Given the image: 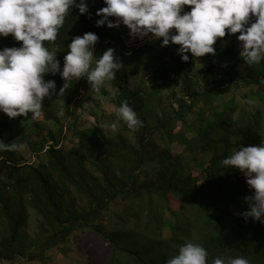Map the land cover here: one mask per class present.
I'll return each mask as SVG.
<instances>
[{
  "label": "trees",
  "instance_id": "obj_1",
  "mask_svg": "<svg viewBox=\"0 0 264 264\" xmlns=\"http://www.w3.org/2000/svg\"><path fill=\"white\" fill-rule=\"evenodd\" d=\"M85 2L89 12L80 14L74 6L56 41H45V47L56 49L62 70L67 45L93 32L94 56L113 48L124 67L99 94H90V110L80 100L83 89L90 93L86 76L60 96L64 81L49 73L45 79L55 80L56 89L45 98L39 119L31 114L10 119L0 112V140L27 144L23 152H0V261L46 263L45 253L62 244L67 252L69 239L87 232L110 244L109 264H165L188 240L207 250V264L226 256L264 264V223L242 215L250 210L245 197L254 190L243 172L221 163L239 146L264 139V61L247 65L236 33L217 38L215 55L188 52L185 62L180 46H164L163 38L131 35L122 23L97 26L101 17L95 13L106 6L104 0ZM149 72L152 81L146 82ZM243 87L257 91L238 100ZM249 98L257 104L246 103ZM105 100L114 109L126 100L142 126L132 131L116 111L99 113ZM61 105L63 116L57 115ZM73 118L69 136L67 122ZM105 122L119 131L100 127ZM175 144L184 151L173 152ZM192 160L205 166L189 165ZM104 223H111L108 231Z\"/></svg>",
  "mask_w": 264,
  "mask_h": 264
},
{
  "label": "clouds",
  "instance_id": "obj_2",
  "mask_svg": "<svg viewBox=\"0 0 264 264\" xmlns=\"http://www.w3.org/2000/svg\"><path fill=\"white\" fill-rule=\"evenodd\" d=\"M104 3L106 6L95 13L101 17L96 20L97 26L112 28L122 23L131 35L143 38L151 34L148 40L151 36L163 38L164 46L170 42L180 46L178 53L185 62L189 60L188 52L194 57L215 55L213 45L217 38L236 33L242 46L239 55L247 65L264 61V0H104ZM74 6L80 14L89 12L85 0H0V44L6 46L0 49V112L10 119L31 114L36 120L42 116L45 98H50V90L56 89V81L46 80V74H60L64 81L60 96L72 87L73 80L84 76L90 94H99L105 83L112 81L124 67L114 57L113 48L96 58L93 46L98 36L85 32L67 45L61 70L56 49L49 50L44 44L56 41L58 30ZM185 6L190 7L185 10ZM131 39L137 41L134 36ZM246 103L252 105L256 101L249 98ZM115 111L130 130L142 126L137 111L126 100ZM57 115H64L63 105ZM100 127L114 131L116 124L105 122ZM26 147V142L6 144L0 140V152H23ZM221 163L225 168L243 172L247 185L254 190L245 197L250 210L242 213L244 218L264 223V139L256 145L239 146ZM207 256L201 244L188 240L165 264H207ZM212 264H251V261L243 256H226L214 258Z\"/></svg>",
  "mask_w": 264,
  "mask_h": 264
},
{
  "label": "rangeland",
  "instance_id": "obj_3",
  "mask_svg": "<svg viewBox=\"0 0 264 264\" xmlns=\"http://www.w3.org/2000/svg\"><path fill=\"white\" fill-rule=\"evenodd\" d=\"M169 51L170 48H168L165 51L166 59L165 62H170L169 59ZM197 64V67L195 69V72L200 68L201 63ZM146 82L152 81V73L149 72L145 77ZM252 91L256 92L257 88H250V87H243L242 90L236 95V98L238 100H241V98L245 94H250ZM179 92V89H177V93ZM81 98L80 100L83 102V105L85 108H88L89 110L91 109V101H90V93L88 91H85L84 89L82 90L81 93ZM257 104V103H256ZM255 104H252L254 106ZM175 108H177V105H175ZM93 107V104H92ZM95 110V108H93ZM99 113H107L108 115H111L113 112H115V109L113 105L105 100L103 101L102 106L97 110ZM88 116V114H86ZM89 117V116H88ZM90 119V117H89ZM74 121L75 118L71 119L70 121L67 122V127L70 129L68 130L69 136H71L74 128ZM52 126V123L47 124V126ZM78 126L81 128L83 127L82 124L78 123ZM178 127H181V124H178ZM49 128V127H46ZM178 128V130H179ZM119 127L116 125L115 131H119ZM33 136L34 140L40 141V132L38 130H33ZM184 151V146H181L179 144H175L173 147V152L175 153H182ZM187 158H190L188 154ZM200 160L206 161V158L200 157ZM193 160L189 162V165H192L194 167H203L205 166V162L201 164H194ZM157 171V170H156ZM154 172V171H153ZM193 176H198L197 172L195 171L193 173ZM141 178H144V175H141ZM178 207V206H177ZM118 209L122 208L121 205L117 207ZM170 215H168L169 217ZM114 223V221H113ZM106 226V231L109 230L111 227V223H104ZM130 228L135 229L136 223H132L128 225ZM34 228V225H33ZM169 235V232H165V237ZM71 242V243H70ZM68 248L69 250L67 252L64 251L67 247H65V244L60 245L59 247L55 248L52 251H49L45 253V256L48 258L46 263H42L39 259L34 260V261H29V260H24L21 259L20 257L16 258L14 262H8V261H0V264H109V256L111 254L112 248L108 242L102 241L101 238L96 236L95 234L83 232V233H77L75 236H72L69 239ZM34 251V250H33ZM40 250H36L35 252H39Z\"/></svg>",
  "mask_w": 264,
  "mask_h": 264
},
{
  "label": "bare ground",
  "instance_id": "obj_4",
  "mask_svg": "<svg viewBox=\"0 0 264 264\" xmlns=\"http://www.w3.org/2000/svg\"><path fill=\"white\" fill-rule=\"evenodd\" d=\"M144 38H146V37H144ZM143 41V40H142Z\"/></svg>",
  "mask_w": 264,
  "mask_h": 264
}]
</instances>
